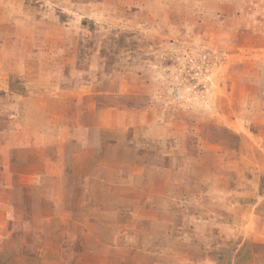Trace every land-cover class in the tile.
<instances>
[{
    "label": "rangeland",
    "instance_id": "1",
    "mask_svg": "<svg viewBox=\"0 0 264 264\" xmlns=\"http://www.w3.org/2000/svg\"><path fill=\"white\" fill-rule=\"evenodd\" d=\"M4 222L0 264H264V0H0Z\"/></svg>",
    "mask_w": 264,
    "mask_h": 264
},
{
    "label": "crops",
    "instance_id": "2",
    "mask_svg": "<svg viewBox=\"0 0 264 264\" xmlns=\"http://www.w3.org/2000/svg\"><path fill=\"white\" fill-rule=\"evenodd\" d=\"M12 221H13V220H12ZM10 222H11V221H8V224H10ZM13 222H14V221H13ZM8 224H6V222H4V225H1V226H0V228H5V226L7 225V226H6V233H7V232L9 231V229H10V227H9L10 225L8 226ZM4 236H5V234H3V235L0 236V241H1V239H2ZM2 249H3V250H2ZM6 249H7V248H3V247L0 249V252H1V253H2V251H3V254H1V255H5V254H6V256H4V260H5V261H6V259H7V260H10V259L12 258V254H10V253H8V252H5ZM4 250H5V251H4Z\"/></svg>",
    "mask_w": 264,
    "mask_h": 264
}]
</instances>
